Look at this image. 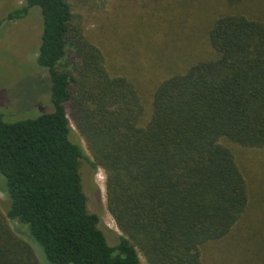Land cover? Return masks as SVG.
Returning <instances> with one entry per match:
<instances>
[{"label": "trees", "instance_id": "obj_1", "mask_svg": "<svg viewBox=\"0 0 264 264\" xmlns=\"http://www.w3.org/2000/svg\"><path fill=\"white\" fill-rule=\"evenodd\" d=\"M143 2L147 20L134 23L148 31L139 61L192 59L154 86L148 107L85 37L67 0H23L0 18L40 9L36 62L48 72L52 106L17 120L0 112V187L9 204L0 210V264H38L8 220L26 226L51 264H142L137 247L147 264H203L202 246L247 215L248 179L230 144L257 149L264 165V0ZM167 23L176 25L169 43L184 41L172 49L154 38ZM71 123L92 166L105 171L107 209L122 232L115 245L88 210L80 173L87 156L70 138Z\"/></svg>", "mask_w": 264, "mask_h": 264}, {"label": "rangeland", "instance_id": "obj_2", "mask_svg": "<svg viewBox=\"0 0 264 264\" xmlns=\"http://www.w3.org/2000/svg\"><path fill=\"white\" fill-rule=\"evenodd\" d=\"M71 6L74 20L85 37L95 44L104 54L107 65L114 72L125 75L137 85L143 104L149 106L151 94L156 84L175 71L183 72L192 64L189 52L185 57L173 59L168 65L151 66L139 61L145 54L141 43L148 35L134 23L139 15L147 20L143 0H67ZM23 0H0V18L9 10L20 6ZM178 5V4H177ZM171 4L172 7L177 6ZM140 18V17H139ZM143 20V19H142ZM146 23V21H145ZM167 23L160 27L162 32L154 35L155 39L172 41L176 25ZM42 16L40 9L31 7L27 15L12 21H3L0 25V112L7 120L34 117L52 109L48 93V72L36 62L40 43ZM137 28V30L135 29ZM174 28L172 32L171 29ZM166 36H163V35ZM141 43H140V40ZM160 51L155 56L158 57ZM182 56L183 54H179ZM186 60V63L182 62ZM187 64V65H185ZM73 128L70 138L79 143L87 156L81 160V179L87 197V207L98 215V226L107 242L115 245L122 235L117 224L107 209L105 171L94 168L92 154L77 128ZM240 169L249 184L250 200L245 218L236 224L226 236L206 242L202 246L203 264H264V165L259 160L262 153L257 149H247L237 144H230ZM89 159V160H88ZM5 186V179L0 174V186ZM8 199L0 187V210L5 213ZM12 230L32 248L38 264H51L41 246L29 238L26 226L16 220H8ZM142 264H147L145 257L137 247Z\"/></svg>", "mask_w": 264, "mask_h": 264}]
</instances>
